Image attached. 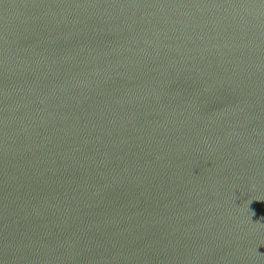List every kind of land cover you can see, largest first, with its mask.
I'll use <instances>...</instances> for the list:
<instances>
[{
  "label": "water",
  "instance_id": "obj_1",
  "mask_svg": "<svg viewBox=\"0 0 264 264\" xmlns=\"http://www.w3.org/2000/svg\"><path fill=\"white\" fill-rule=\"evenodd\" d=\"M0 264H264V0H0Z\"/></svg>",
  "mask_w": 264,
  "mask_h": 264
}]
</instances>
